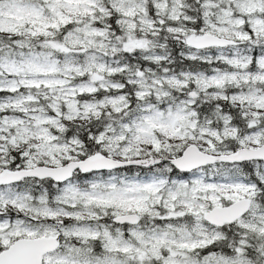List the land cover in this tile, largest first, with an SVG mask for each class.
Wrapping results in <instances>:
<instances>
[{"label": "snow or ice", "instance_id": "1", "mask_svg": "<svg viewBox=\"0 0 264 264\" xmlns=\"http://www.w3.org/2000/svg\"><path fill=\"white\" fill-rule=\"evenodd\" d=\"M0 264H264V0H0Z\"/></svg>", "mask_w": 264, "mask_h": 264}]
</instances>
